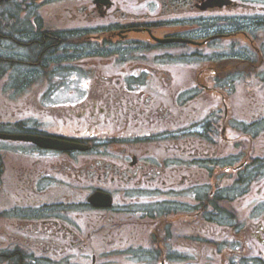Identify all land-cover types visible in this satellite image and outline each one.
<instances>
[{
    "label": "flooded vegetation",
    "instance_id": "obj_1",
    "mask_svg": "<svg viewBox=\"0 0 264 264\" xmlns=\"http://www.w3.org/2000/svg\"><path fill=\"white\" fill-rule=\"evenodd\" d=\"M37 1L0 0V50L31 89L61 45L62 91L0 133L63 148L0 138V264H264V0Z\"/></svg>",
    "mask_w": 264,
    "mask_h": 264
},
{
    "label": "rangeland",
    "instance_id": "obj_2",
    "mask_svg": "<svg viewBox=\"0 0 264 264\" xmlns=\"http://www.w3.org/2000/svg\"><path fill=\"white\" fill-rule=\"evenodd\" d=\"M47 2V3H46ZM40 3V5H36L35 8V16L36 20L41 21L40 23H47L45 24L46 28L53 27L57 29L60 26H64L66 24L67 27L63 28H74L78 26V22L81 21V17L79 16V13H76V11L71 14L68 7L71 6L70 1L68 0H51V1H37L36 4ZM61 3V4H60ZM47 5V8L45 9L44 6ZM245 14H248L249 12H243ZM44 25V24H43ZM2 49L0 50V53H2L4 56L10 53V57H14L18 59V57H22L26 54L27 46H16L13 47L12 45L1 46ZM38 53V52H35ZM8 61H2L1 65L5 66L7 65ZM47 64V62H46ZM48 65V64H47ZM26 67H19L18 71L16 72L18 77H14L10 75L13 70L10 68H7L5 66V69H1L3 73V78H0V116L3 117H12L14 112H19V115H22V112L26 108H30L29 113H34L37 115H40V109L35 108L33 109V104L38 103L42 100H48L51 98V94L47 93L48 91L41 90L42 86H44L45 81H41L40 79L36 80L35 82L38 83L40 86V90L37 88V90H33L34 86L29 89V87H26L25 84H23L25 80L26 74L22 73L23 70ZM56 68V67H54ZM55 76L52 77L53 81H56L54 84L55 87L58 86V90L62 91V86L59 87V77L57 74H54ZM20 80V81H19ZM45 92V93H44ZM54 93H62V92H54ZM31 94V95H30ZM59 95V94H58ZM42 97V98H41ZM55 99V98H52ZM27 118V115H26Z\"/></svg>",
    "mask_w": 264,
    "mask_h": 264
},
{
    "label": "water",
    "instance_id": "obj_3",
    "mask_svg": "<svg viewBox=\"0 0 264 264\" xmlns=\"http://www.w3.org/2000/svg\"><path fill=\"white\" fill-rule=\"evenodd\" d=\"M15 137H19L22 138L23 136H15ZM24 139H31L34 140L36 142H38L39 144L43 145V146H50V147H62L60 144V142H58L57 140H52V139H38L36 137H23Z\"/></svg>",
    "mask_w": 264,
    "mask_h": 264
},
{
    "label": "trees",
    "instance_id": "obj_4",
    "mask_svg": "<svg viewBox=\"0 0 264 264\" xmlns=\"http://www.w3.org/2000/svg\"><path fill=\"white\" fill-rule=\"evenodd\" d=\"M23 24H21V26H22ZM27 35V34H26ZM23 36V35H22ZM42 45V44H41ZM41 45H36V46H34V48H35V52H37V50L40 48V46ZM27 48H30V47H27ZM52 48V47H51ZM49 53L50 54H52V52L50 51V52H48L46 55H49ZM30 55V54H29Z\"/></svg>",
    "mask_w": 264,
    "mask_h": 264
}]
</instances>
